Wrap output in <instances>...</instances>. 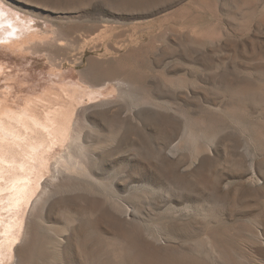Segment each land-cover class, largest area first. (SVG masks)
I'll list each match as a JSON object with an SVG mask.
<instances>
[{"label":"rangeland","instance_id":"374dc122","mask_svg":"<svg viewBox=\"0 0 264 264\" xmlns=\"http://www.w3.org/2000/svg\"><path fill=\"white\" fill-rule=\"evenodd\" d=\"M137 15L102 4L74 11L0 0L1 22L18 33L6 41L14 29H0V106L80 88L88 96L77 110L93 118L80 128L84 167L49 172L8 264H96L87 240L107 264H264V0H174ZM165 86L181 95L158 102L182 108L198 135L188 130L179 155L167 150L168 162L146 167L133 139L153 147L170 135L161 122L143 128L152 106L137 88L156 99L152 90L162 98ZM125 122L143 132L119 143ZM234 157L242 172L226 167ZM179 159L187 165L178 179L150 173ZM209 163L216 167L207 174ZM196 183L201 194L186 196ZM106 200L119 207V222L89 215ZM62 231L65 253L57 249Z\"/></svg>","mask_w":264,"mask_h":264},{"label":"bare ground","instance_id":"6f19581e","mask_svg":"<svg viewBox=\"0 0 264 264\" xmlns=\"http://www.w3.org/2000/svg\"><path fill=\"white\" fill-rule=\"evenodd\" d=\"M32 1L38 2L46 7L74 11L88 8L93 4H102L114 11L138 16L137 14L154 11L158 7L164 6L165 3L174 0ZM1 21H3V19L0 20V29L2 30H4L5 27L9 28L7 26L11 27V25H13L11 24L12 21ZM12 27L11 28L14 29L13 32H7L5 36L3 35L6 37V41L18 35V33H15V27ZM2 40L5 41L4 39ZM162 51L163 55L166 57L167 54L173 52L167 45L163 46ZM120 85L121 84H119V86ZM177 86L183 87L184 84L183 82H178ZM171 87L165 86L168 92L163 90L164 96L162 98H158L159 94L155 90H152L156 99L151 97V93L144 94V89L140 87L137 88L143 92L145 103L152 106V110L148 112L149 115L143 119L140 118L143 128L149 126L148 122H161L164 126L169 127L167 133L170 135L169 139H167L170 145L168 143L166 145L158 142L156 144L155 140L153 147L147 144H140L136 139H133L136 142L134 144V154L140 157V160L146 167L151 164H158L161 160L168 162L167 150H170V152L176 154V156L179 155V146L188 130L192 133V136L195 137L198 135L197 131L189 129V121L187 120V122L186 119H184L186 114L182 108H170L168 102V105L158 102V99L174 100L181 95L173 91ZM85 96H88L86 90L61 87L60 90H47L39 97L37 96L38 98H27L18 108H14L10 105L0 106V264H8L12 261L16 247L24 234L26 214L31 206L35 205L37 202L49 172L53 171L60 174L64 170L82 169L84 167V153L79 150L81 142L80 128L85 126L89 127L93 119L90 114H87L86 109L77 110L80 104H83ZM92 98V96L89 97V99ZM171 109L177 111L179 118L168 114V110L170 111ZM143 128L138 127L135 129L133 124L125 122L119 127L115 139L118 140L119 143L130 141L132 140L133 130L143 132ZM180 130H182L181 137L178 136ZM174 136H177L178 141L171 146L172 137ZM162 138L163 137H161L159 141ZM57 149H59V152L55 153ZM162 157L164 159H162ZM52 159H54L53 162H51ZM229 161L235 163L225 162L227 168H231L233 173L242 172V168L245 166L242 160L234 157V161ZM186 165V160L179 159L173 162L170 161L169 166H164L165 173L162 172V175L154 173V171H150V173L153 174V177L156 175L158 177L162 176L163 178L166 174H169L167 178L178 179L177 173L181 169H184ZM215 167L216 163H209L204 166V169L207 174H209ZM253 172H255V169ZM246 173L247 170L245 169L244 175H246ZM257 176L258 175H256V177ZM91 179H93V177H91ZM217 181L218 180H213L214 184H217ZM196 182L199 183L198 180H196ZM197 183L194 187L189 185L185 186L189 191V194L186 196L191 197L193 194L195 196V194H199L203 191L202 187H199ZM232 198L231 203H229L230 206H232L233 201L236 199V194ZM219 200L225 201V199ZM112 208L115 209V211L111 213ZM88 209L91 210L90 216H96L97 218L106 216L110 218L113 223L121 220V211L119 207H115L114 204L107 200L102 206L94 202ZM261 222L264 223V219H262ZM65 232L66 231H62L56 235L60 240L59 246L56 248L64 253L66 251L65 249H67L64 241L65 239L63 238V233ZM124 241L126 240L122 237L117 239L115 243V259H117L116 261H118V263L122 258ZM91 242L88 240L84 242L89 251V258L91 260L96 259V264H107L105 255L101 252V248L99 247L100 250L98 247L95 248L91 245L93 244Z\"/></svg>","mask_w":264,"mask_h":264}]
</instances>
